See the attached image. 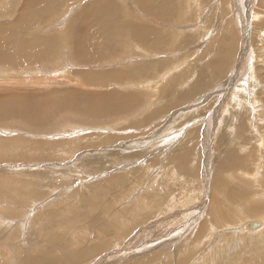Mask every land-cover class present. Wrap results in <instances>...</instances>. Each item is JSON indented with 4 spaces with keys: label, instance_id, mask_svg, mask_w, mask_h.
Masks as SVG:
<instances>
[{
    "label": "rangeland",
    "instance_id": "obj_1",
    "mask_svg": "<svg viewBox=\"0 0 264 264\" xmlns=\"http://www.w3.org/2000/svg\"><path fill=\"white\" fill-rule=\"evenodd\" d=\"M24 1L0 0V264H264L226 192L264 205V0Z\"/></svg>",
    "mask_w": 264,
    "mask_h": 264
},
{
    "label": "bare ground",
    "instance_id": "obj_2",
    "mask_svg": "<svg viewBox=\"0 0 264 264\" xmlns=\"http://www.w3.org/2000/svg\"><path fill=\"white\" fill-rule=\"evenodd\" d=\"M36 1V0H35ZM35 1H32V0H27L25 3H24V5L22 6V10H25V9H27L28 7H30L32 4V2L34 3ZM37 1H39V0H37ZM42 1H44V2H47L48 3V0H42ZM50 1V0H49ZM54 1V0H53ZM56 1V0H55ZM58 1V0H57ZM56 1V2H57ZM136 2H138V4L139 5H141L142 7H143V5L145 6L146 5V2H145V0H135ZM148 3H150L151 5H153V3L154 2H151V0H146ZM164 1V0H163ZM173 1H175V0H173ZM240 1V0H239ZM156 2V1H155ZM162 2V1H161ZM161 2H160V5H161ZM41 3V2H40ZM53 2H51V4H52ZM101 2H99V4H100ZM144 3V4H143ZM147 3V4H148ZM155 4V3H154ZM90 5V4H89ZM101 5V4H100ZM107 5V4H106ZM111 5V4H110ZM156 5H158V3L156 4ZM259 5V4H258ZM36 6V5H35ZM39 6V5H38ZM147 7H149V5H146ZM145 6V7H146ZM164 6V5H163ZM166 6V5H165ZM168 6V5H167ZM152 7V6H151ZM150 7V8H151ZM159 7V6H158ZM41 8H43V6L41 7ZM163 8V7H162ZM162 8H160V9H162ZM221 8H223V7H221ZM37 9H38V7H37ZM45 9V8H44ZM156 9V8H155ZM160 9H156V10H160ZM166 9H168L167 7H166ZM170 9V8H169ZM46 10V9H45ZM156 10H154L153 8H152V11H155L156 12ZM29 11V10H28ZM32 11V10H31ZM60 11V10H59ZM93 11V10H92ZM149 11V10H148ZM161 11V10H160ZM160 11H159V13H160ZM49 12V11H48ZM168 12V11H167ZM167 12H165V13H167ZM24 13V12H23ZM154 13V12H153ZM158 13V12H157ZM33 14V13H32ZM20 15V14H19ZM25 14H22V16H24ZM89 15V14H88ZM21 16V15H20ZM26 16V15H25ZM33 16V15H32ZM31 16V17H32ZM81 15H79V17H80ZM156 16V15H155ZM27 17V16H26ZM81 17H83V16H81ZM112 17V16H111ZM84 18V17H83ZM90 18V17H89ZM113 18V17H112ZM18 19V18H17ZM21 19V18H20ZM83 20V19H82ZM85 20V19H84ZM16 21V20H15ZM22 21V20H21ZM28 21H30V20H28ZM91 21V20H90ZM85 22V21H84ZM116 22V21H115ZM23 23V22H22ZM21 22H17V24L15 25V26H13V27H4L3 28V30H9V33H15L14 31L19 27V29H27V28H25L24 26H23V24H22ZM111 23V22H110ZM15 24V23H14ZM29 25V24H28ZM91 25V24H90ZM116 25V24H115ZM29 26H34L33 25V23L32 24H30ZM70 26V25H69ZM97 27V26H96ZM115 27H117V26H115ZM82 29H86V26H85V28H82ZM139 29V28H138ZM32 31V33H34L33 32V29L31 30ZM38 31V30H37ZM107 31V30H106ZM226 31H229V30H227L226 29ZM84 32V31H83ZM108 32V31H107ZM72 33V32H71ZM74 33V32H73ZM89 33V32H88ZM139 34V33H138ZM230 34H232V33H230ZM11 35V34H10ZM14 35V34H13ZM85 35V34H84ZM20 35H14V36H12V37H10V36H5L3 39H6V38H13L14 40L13 41H10L9 42V45H10V47H11V49L12 48H16L17 49V55H14V53H12L9 57H6L7 59H8V61H11L12 62V67L10 68V70H14V71H17L16 70V67H19V66H21L22 64H23V61H22V59H24V58H27L28 60L30 59H32L34 56L33 55H31V54H29L28 56H25V54H26V52H28V50L30 49H28V48H22V49H19V47H17V45L18 44H20V40H19V37ZM35 36V35H34ZM95 36V35H94ZM93 36V37H94ZM97 36V35H96ZM21 37V36H20ZM42 37V36H41ZM50 37V36H49ZM60 37H61V35H60ZM69 37H71L70 35H69ZM74 37V36H73ZM73 37H71L72 39H73ZM137 37H141V36H137ZM29 38L31 39V41H30V43L32 44V43H34V40H33V35L31 34L30 36H29ZM62 38H64V37H62ZM77 38V37H76ZM97 39H98V37H96ZM142 38V37H141ZM27 39V38H26ZM49 39V38H48ZM64 39H66V38H64ZM85 39L86 38H84V40L83 39H79L78 38V42H77V44L73 47V52H71V56H72V58H78V60H76V61H79V62H82V63H89V61H87L86 60V53L87 52H94L95 51V49L92 47V45L94 44H88L89 43V41H85ZM12 40V39H11ZM19 40V41H18ZM39 40H43L44 41V39H42V38H40ZM60 40V39H59ZM73 41V40H72ZM97 41V40H96ZM51 43H52V41H50ZM88 42V43H87ZM45 43H48V41L46 40L45 41ZM226 43V47L223 49V50H234L233 49V35H232V37L230 38V40L228 41V42H225ZM2 44V42H1V39H0V45ZM24 44V43H23ZM26 44V43H25ZM42 44V43H41ZM44 44V43H43ZM67 44V43H66ZM103 44H105V43H103ZM211 44V43H210ZM21 45V44H20ZM26 45H28V43L26 44ZM48 45V44H47ZM71 45V44H70ZM100 45H102L101 43H100ZM113 45V44H112ZM116 45V44H115ZM22 46H24V45H22ZM32 46V45H31ZM35 46H36V44H35ZM30 47V46H29ZM66 47V46H65ZM110 47V46H109ZM48 48H46L45 50H47ZM99 49V48H98ZM21 50H23V51H25V53H22V54H19V52L18 51H21ZM32 51H30V53H31ZM244 52V51H243ZM5 54H6V52L3 50V51H0V59H4V56H5ZM33 54V53H32ZM46 53L44 52L42 55H40V56H44ZM89 54V53H88ZM87 54V55H88ZM98 54V53H97ZM104 53H103V51H102V55H103ZM93 55H94V53H93ZM99 55V54H98ZM40 58V57H39ZM39 58H37L38 60H39ZM97 58H99V57H97V55L96 56H93L92 57V59H90V60H96ZM21 59V60H20ZM225 59V58H224ZM75 60V59H74ZM35 61V60H34ZM93 61H91V62H93ZM98 61V60H97ZM224 61V60H223ZM222 61V62H223ZM26 62V61H25ZM40 63V62H39ZM43 63V62H42ZM224 63V62H223ZM256 63V62H255ZM29 64V63H28ZM24 65V64H23ZM32 66V65H31ZM14 74V73H13ZM87 79H88V77H87ZM86 80V79H85ZM89 83V82H88ZM85 85L87 84L86 82L84 83ZM90 86V85H89ZM63 94V93H62ZM81 94V93H80ZM95 94V93H94ZM91 95V94H90ZM56 96V95H55ZM62 96V95H61ZM76 96H77V94H76ZM99 97V96H98ZM98 97L96 98V99H98ZM105 97H110L109 95H107V96H105ZM104 97V98H105ZM68 97H66V99H67ZM116 99L117 100V97H113V99ZM1 99V98H0ZM59 99V100H58ZM57 100H58V103H60L61 104V102L62 103H64V102H66V100H65V97H60V98H58ZM100 99V98H99ZM102 99V98H101ZM101 99H100V101H101ZM109 99V98H108ZM111 99V98H110ZM54 100V99H53ZM123 100V99H122ZM127 101V100H126ZM126 101L124 102V104H126ZM108 102H110V101H108ZM55 103V102H54ZM128 103V102H127ZM1 104V103H0ZM17 104V103H16ZM53 104V103H52ZM51 104V106H52V108H53V106H56L57 104H53L52 105ZM59 104V106L61 107V105ZM129 104V103H128ZM127 104V105H128ZM18 105V104H17ZM49 105V104H48ZM67 105V104H66ZM65 105V106H66ZM30 108L29 109H32V110H27V112H25V114H27V115H23L22 114V116L20 115V113H19V111L18 110H15V109H13L12 107H10V106H7L6 105V107H5V109H7V110H10V112L11 113H8V112H5V113H3L2 115L3 116H5V117H9V116H11V115H14V116H16V117H19V118H22V120L24 121V122H26L27 124L29 123L30 125L31 124H36V125H39V124H42V123H45V124H47L48 123V121H49V119L51 118V115H52V112H51V115L50 116H48V118L46 119L45 118V115H46V112H43V110L41 111V110H39L38 109V107H37V109L36 108H34V107H32V106H30V105H28ZM59 106H56L57 108H55L56 110L58 109V107ZM64 106V105H63ZM71 106V105H70ZM122 106V105H121ZM17 107V106H16ZM19 107V106H18ZM32 107V108H31ZM47 107V106H46ZM68 107H69V105H68ZM94 107V106H93ZM127 107V106H126ZM21 108V107H20ZM19 108V109H20ZM24 108H26V107H24ZM33 108H34V110H36L37 112H35V111H33ZM45 108V107H44ZM49 108V107H48ZM67 108V107H66ZM46 109V108H45ZM54 109V110H55ZM60 109V108H59ZM63 109V108H62ZM95 109V108H94ZM111 109V108H110ZM118 108H116L115 110H117ZM53 110V109H52ZM71 110H72V108H71ZM50 111V110H49ZM94 111V110H93ZM119 111V110H118ZM117 111V112H118ZM108 112V111H107ZM124 112V111H123ZM24 113V112H23ZM44 113V114H43ZM89 113H91V112H89ZM97 113V112H96ZM48 114V113H47ZM105 114V113H104ZM107 114V113H106ZM114 114H115V112H114ZM113 114V115H114ZM41 115V116H40ZM49 115V114H48ZM87 115V114H86ZM91 115H93V114H91ZM98 115V114H97ZM100 115V114H99ZM110 115H112V114H110ZM112 115V116H113ZM42 116H44V118H42ZM89 116V115H88ZM95 116V115H94ZM100 116H102V115H100ZM100 116H98V117H100ZM104 116V115H103ZM90 117V116H89ZM27 118H31V119H33V121L32 122H29V121H27ZM42 118V119H41ZM96 118V117H95ZM107 118H108V116H107ZM35 119V120H34ZM3 120V119H2ZM10 120V119H9ZM45 120H46V122H45ZM43 125V124H42ZM11 137V136H10ZM94 138V137H93ZM11 144V143H10ZM3 145H4V143H3ZM6 145V144H5ZM262 145V144H261ZM8 146H9V144H8ZM4 150V149H3ZM10 152V151H9ZM58 156V155H57ZM1 157V156H0ZM224 163H226V162H224ZM247 176V175H246ZM230 177V176H229ZM250 176H248V178H249ZM254 179V178H253ZM215 183H218V182H215ZM220 184H222V183H220L219 182V185ZM224 186H225V181H224ZM220 187H222L221 185H220ZM220 187H218L219 188V190H220ZM215 188H217V187H215ZM221 190L223 191L224 190V188L222 189L221 188ZM221 191V192H222ZM227 193H228V195H229V199H228V201L229 202H233V201H235L236 199L238 200V199H240V201H238V202H240V204L239 205H241V206H243V208L247 211V213L248 214H251V215H254V216H258V217H261V215H262V213H264V205L262 204V205H259V207L258 208H252V209H250L251 208V206L250 205H246V203H245V197L242 195H240L241 193H238L236 190H230V191H226ZM220 193V192H219ZM224 197H226V195L224 196ZM214 198V197H213ZM248 201V200H247ZM235 202H237V201H235ZM234 202V203H235ZM258 204V203H257ZM245 205V206H244ZM236 215V214H235ZM238 216V215H237ZM221 218V217H220ZM225 218H227V216L225 217ZM222 219V218H221ZM223 220H225V219H223ZM233 221V220H232ZM204 228V227H203ZM243 228H244V226H243ZM261 228V230H263L264 229V221L263 222H261V224L257 227V228H254V229H250V230H252V231H250V230H248V228H247V225L245 226V229L246 230H248L249 232H253V231H257V230H259ZM244 231V230H243ZM202 233V232H201Z\"/></svg>",
    "mask_w": 264,
    "mask_h": 264
},
{
    "label": "water",
    "instance_id": "obj_3",
    "mask_svg": "<svg viewBox=\"0 0 264 264\" xmlns=\"http://www.w3.org/2000/svg\"><path fill=\"white\" fill-rule=\"evenodd\" d=\"M258 226H259V224H257V223H249L247 225V228L248 229H254V228H257Z\"/></svg>",
    "mask_w": 264,
    "mask_h": 264
}]
</instances>
